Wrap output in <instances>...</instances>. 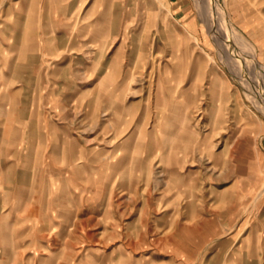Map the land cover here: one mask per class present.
Listing matches in <instances>:
<instances>
[{
    "label": "rangeland",
    "instance_id": "1",
    "mask_svg": "<svg viewBox=\"0 0 264 264\" xmlns=\"http://www.w3.org/2000/svg\"><path fill=\"white\" fill-rule=\"evenodd\" d=\"M0 147V264H264V0H0Z\"/></svg>",
    "mask_w": 264,
    "mask_h": 264
},
{
    "label": "crops",
    "instance_id": "2",
    "mask_svg": "<svg viewBox=\"0 0 264 264\" xmlns=\"http://www.w3.org/2000/svg\"><path fill=\"white\" fill-rule=\"evenodd\" d=\"M16 128L14 127L12 130H16ZM15 167H16L15 161L13 162L11 160H8L5 154H2V157L0 156V193L1 192L3 194L11 193V189L14 187V181H15L13 175Z\"/></svg>",
    "mask_w": 264,
    "mask_h": 264
}]
</instances>
